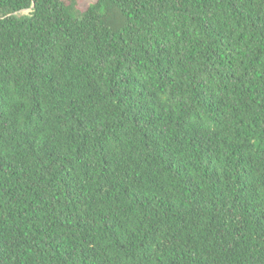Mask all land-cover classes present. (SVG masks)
<instances>
[{
	"label": "trees",
	"instance_id": "16d2710c",
	"mask_svg": "<svg viewBox=\"0 0 264 264\" xmlns=\"http://www.w3.org/2000/svg\"><path fill=\"white\" fill-rule=\"evenodd\" d=\"M0 264H264V0H0Z\"/></svg>",
	"mask_w": 264,
	"mask_h": 264
},
{
	"label": "rangeland",
	"instance_id": "374dc122",
	"mask_svg": "<svg viewBox=\"0 0 264 264\" xmlns=\"http://www.w3.org/2000/svg\"><path fill=\"white\" fill-rule=\"evenodd\" d=\"M95 0H79V6L81 8L87 7L90 3H92ZM27 10L21 11L20 13H26Z\"/></svg>",
	"mask_w": 264,
	"mask_h": 264
}]
</instances>
